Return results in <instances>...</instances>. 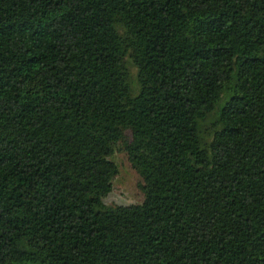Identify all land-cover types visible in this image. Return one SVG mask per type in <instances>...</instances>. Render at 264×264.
I'll return each instance as SVG.
<instances>
[{"label": "trees", "instance_id": "trees-1", "mask_svg": "<svg viewBox=\"0 0 264 264\" xmlns=\"http://www.w3.org/2000/svg\"><path fill=\"white\" fill-rule=\"evenodd\" d=\"M0 264H264V0H0Z\"/></svg>", "mask_w": 264, "mask_h": 264}, {"label": "rangeland", "instance_id": "rangeland-1", "mask_svg": "<svg viewBox=\"0 0 264 264\" xmlns=\"http://www.w3.org/2000/svg\"><path fill=\"white\" fill-rule=\"evenodd\" d=\"M133 81L137 82V67L130 64ZM113 158L118 164V172L114 177L112 190L104 197L107 204H131L144 199L145 193L142 187L143 177L133 166L127 151L118 149Z\"/></svg>", "mask_w": 264, "mask_h": 264}]
</instances>
